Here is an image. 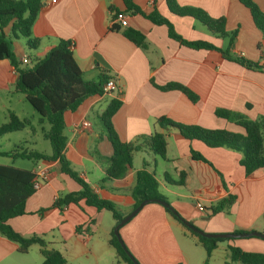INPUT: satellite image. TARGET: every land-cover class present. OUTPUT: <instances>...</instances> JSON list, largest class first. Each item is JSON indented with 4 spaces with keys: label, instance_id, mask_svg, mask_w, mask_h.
<instances>
[{
    "label": "crops",
    "instance_id": "0c3cea01",
    "mask_svg": "<svg viewBox=\"0 0 264 264\" xmlns=\"http://www.w3.org/2000/svg\"><path fill=\"white\" fill-rule=\"evenodd\" d=\"M252 1L264 13V0ZM134 2L145 12L156 8L187 40H205L222 49L229 44L228 36L219 38L193 18L171 13L165 0ZM176 2L180 6L202 8L212 17L224 16L227 33L236 31L230 44L231 55L257 62L263 69L246 68L216 50L182 45L168 36L164 25L153 24L139 14L121 13L122 0H45L31 26V36L38 40L37 47L29 48L20 35L12 37L16 61L20 66H29L59 40H64L70 43L85 80L98 81L105 75V80L115 81V90L91 96L75 111L64 113V156L78 176L99 197L112 201L123 215L132 210L134 200L130 187L135 172L145 162L147 170L155 174L165 201L196 228L207 233H264V169L246 175L239 164V152L210 147L200 140H187L176 129H163L156 124L158 118L166 117L181 124L244 132L241 126L217 117L214 114L217 108L264 122V34L239 0ZM116 11L120 12L114 17L117 23L120 22L116 18L122 15L126 17L124 27H132L144 35V48L136 46L120 31L110 30ZM5 33L10 36V29L6 28ZM16 80L13 66L6 59L0 60V113L6 117L12 111L25 118L10 100L2 101L14 97L17 104H24V96L15 90ZM168 83L187 86L197 95V100L190 101L179 90L158 87ZM111 99L120 101L112 116L113 128L120 140L138 142L143 135L163 132L166 158H160L145 145L133 154L131 167L123 177L103 181L112 147L99 116ZM31 118L33 129L22 130L28 133V140L21 143L35 149L39 135L43 138L41 128L48 125L34 123L33 115ZM85 121L90 127L80 126ZM190 148L207 162L192 159ZM50 152L51 147L45 153ZM26 168L33 171L46 168L49 178L26 200L25 213L9 219V225L22 235L41 236L47 248L59 250L65 259L70 254L77 264H117L115 251L108 244L110 231L115 226L111 213L98 211L83 201L70 204L62 211L50 208L57 195L77 191L79 185L60 171L58 161H35ZM181 171L185 172L183 184L178 183ZM228 194L234 196V201L227 212L210 214L209 207ZM197 203L203 210L197 208ZM42 208L48 209L39 215ZM78 225L82 228L76 232ZM119 234L140 264H203L205 259V251L196 237L159 203L145 204L119 228ZM228 245L264 253L262 238H230L217 242L207 264H224ZM197 246L202 247V255ZM15 253H18L16 245L0 236V264H11Z\"/></svg>",
    "mask_w": 264,
    "mask_h": 264
},
{
    "label": "trees",
    "instance_id": "16d2710c",
    "mask_svg": "<svg viewBox=\"0 0 264 264\" xmlns=\"http://www.w3.org/2000/svg\"><path fill=\"white\" fill-rule=\"evenodd\" d=\"M122 1L124 10L121 13H126L129 16L139 14L153 24L164 25L168 36L182 45L194 49L216 50L224 58L233 60L246 68L263 69V66L257 62L231 55L230 44L236 36V31L230 34L227 33L224 16L212 17L202 8L180 6L176 0H165L171 13L193 18L203 25L208 32L219 38L228 36L229 44L225 49H222L205 40H187L183 38L176 32L173 24L161 15L156 8L150 12H145L134 0ZM239 1L249 9L255 26L264 34L263 11L252 0ZM44 2L45 0H0V60L6 59L13 66L17 74L15 90L24 96L25 100L37 113L38 123L48 125L47 128L42 127L41 129L43 138L50 144L51 152L45 153L20 144L16 145L13 150L0 151V155L10 157L13 160L21 158L33 162L40 160L58 161L60 171L73 179L79 185V189L57 195L50 208H57L62 211L70 204L78 205L80 201H83L86 205L93 206L98 211L110 212L116 225L124 216L118 207L112 201L99 197L93 188L70 167L64 156L66 144V136L63 133L64 113L75 111L83 101L91 96L102 95V87L107 77L102 75L98 81L85 80L73 57L70 43L64 40H59L57 45L49 49L44 56L35 58L29 66H20L15 58L11 42L12 37L17 38L20 35L25 38L29 48L35 49L37 47L38 40L31 36V26ZM118 14H120L118 11L114 13L110 30L120 31L136 46L144 48V35L132 27H124L117 23L114 17ZM6 28L10 29V36L5 33ZM158 87L162 90L176 89L182 92L190 101L195 102L197 100V95L185 85L168 83ZM119 105V100L111 99L99 116L106 137L112 147V154L109 157V165L103 181L123 177L131 167L133 154L143 149L145 145L160 158H166L167 142L163 132L154 131L150 135H143L138 139V142H123L120 140L112 124V116ZM214 114L241 126L244 132L237 133L226 129H208L195 124H181L166 117L158 118L156 124L163 129H176L187 140H200L210 147H225L239 152L241 155L239 164L244 168L246 175L258 169H264V122L249 119L242 113L221 108L215 109ZM32 120L33 118H20L14 112L9 111L6 122L0 124V137L27 128L33 129ZM190 153L192 159L207 162L194 149L190 148ZM184 176L185 172L181 171L179 173V184L184 183ZM34 177V171L31 169L17 167L13 164H0V236L13 242L16 245V251L21 254L27 253L29 247L33 244L38 245L43 258L40 264H65L66 259L61 252L54 248H47V243L41 236L36 234L22 235L8 223L9 219L25 213L26 200L36 191L33 186ZM130 194L134 200L132 209L144 199L165 200L159 191L155 174L147 170L145 162L134 174ZM233 201L234 196L231 194L217 200L209 207L210 214L220 211L227 212ZM47 209H40L38 214L41 215ZM164 209L183 224L182 220L184 219L175 213L172 207H164ZM81 228L82 226L78 225L75 227V231L79 232ZM189 232L196 237L197 242L201 244L205 251L203 264H207L217 242L230 239L207 238L191 230ZM108 244L115 251L117 264H134L119 244L113 230L110 231ZM126 249L128 250L127 247ZM136 262L140 264L137 260ZM237 263L264 264V253L245 251L228 245L224 264Z\"/></svg>",
    "mask_w": 264,
    "mask_h": 264
},
{
    "label": "rangeland",
    "instance_id": "374dc122",
    "mask_svg": "<svg viewBox=\"0 0 264 264\" xmlns=\"http://www.w3.org/2000/svg\"><path fill=\"white\" fill-rule=\"evenodd\" d=\"M10 96V95H9ZM6 100H10L13 104L15 110L19 112L25 118H31V115L34 117V123L38 122L37 120V113L33 110L30 104L24 100V104L20 105L15 102L14 97H8V99H3L2 101L5 102ZM8 115V114H7ZM7 116L5 114L0 113V124L6 122ZM28 140V133L26 131H15L4 136L0 137V151H9L13 150L16 145L22 144L21 142ZM37 145L34 147L39 151L49 152L50 151V144L47 140L43 139L40 135L37 139ZM32 160L26 159H11L10 157L1 156L0 155V164H13L14 166L21 167V168H30L32 166ZM156 203V202H154ZM110 214V212H108ZM200 254L202 255L203 249L201 246H197ZM13 260H11V264H40L42 262V256L40 255L39 246L33 244L29 247L27 253L19 254L15 253L11 256ZM67 262L65 264H77L76 259L72 258L70 254L67 255L66 258Z\"/></svg>",
    "mask_w": 264,
    "mask_h": 264
},
{
    "label": "water",
    "instance_id": "95a60500",
    "mask_svg": "<svg viewBox=\"0 0 264 264\" xmlns=\"http://www.w3.org/2000/svg\"><path fill=\"white\" fill-rule=\"evenodd\" d=\"M149 202H156L164 207H171L165 200L161 199H144L142 200L135 208H133L131 211H129L126 215H124L120 221L113 227V234L116 236L119 244L124 249L128 257L133 261L134 264H137L134 257L130 254V252L126 249L120 234H119V228L123 226L125 223H127L139 210L147 203ZM175 212V211H174ZM176 213V212H175ZM183 224L191 231L196 232L200 234L201 236L207 237V238H246L250 236L259 237L264 239V233L258 232V231H247V232H235V233H207L204 232L198 228H196L192 223L186 220H182Z\"/></svg>",
    "mask_w": 264,
    "mask_h": 264
},
{
    "label": "built area",
    "instance_id": "2783aa9c",
    "mask_svg": "<svg viewBox=\"0 0 264 264\" xmlns=\"http://www.w3.org/2000/svg\"><path fill=\"white\" fill-rule=\"evenodd\" d=\"M52 1H55V0H52ZM116 19H117V21L120 22V24L122 26L126 25V17L121 15V16H118ZM115 89H116V84H115V81L113 79H107L105 81V83L103 84V87H102L103 93H108V92L113 91ZM80 126L88 128V127H90V123L85 121V122H82ZM34 174H35V177L33 179V186L37 190L44 183H46L48 181L49 172L46 168H37L34 170ZM197 208L199 210H203V207L200 203H197Z\"/></svg>",
    "mask_w": 264,
    "mask_h": 264
}]
</instances>
